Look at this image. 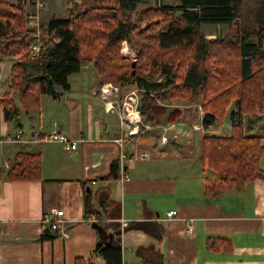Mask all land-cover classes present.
I'll list each match as a JSON object with an SVG mask.
<instances>
[{
  "label": "crops",
  "instance_id": "obj_1",
  "mask_svg": "<svg viewBox=\"0 0 264 264\" xmlns=\"http://www.w3.org/2000/svg\"><path fill=\"white\" fill-rule=\"evenodd\" d=\"M13 63L12 56L0 53V97L8 89ZM68 83V91L55 88L56 97L41 96L37 108L24 111L16 103V119L5 118L0 106V138H13L21 131L25 140L0 143V264H74L76 258L89 257L98 241L96 226L100 228L83 216L84 194L89 191L92 205L108 224L105 239L112 238V223L120 225L121 264H264V179L219 195L204 193L205 180L214 179L216 173L202 167L201 138L230 135L235 100L223 117L203 126L198 97L193 103L172 105L164 94L156 98L165 109L178 108L176 117L158 123L150 112H138L141 123L127 139L121 166L128 180H106L110 161L119 159L115 140L131 129L120 118L122 100L142 88L104 82L90 62L69 75ZM104 84L112 85L110 95L102 93ZM10 96L16 100L17 92ZM196 106L199 112L184 110ZM169 113L163 112L162 118ZM242 127L244 134L263 137L264 144V108L244 113ZM163 128L168 131L166 142L161 141ZM53 130L67 139H81L77 150L68 153L56 141H31L33 135ZM141 151L150 158L136 159ZM18 152L39 155L40 179L6 177L9 160ZM260 166L264 170V153ZM101 190H107L111 200L105 210L98 204ZM56 210L63 211L64 222L60 229L50 230L42 218L46 214L55 218ZM169 210H176L175 217H166ZM121 220L128 225L121 228ZM208 237L229 240L230 250L208 249ZM92 264L105 261L94 255Z\"/></svg>",
  "mask_w": 264,
  "mask_h": 264
},
{
  "label": "trees",
  "instance_id": "obj_2",
  "mask_svg": "<svg viewBox=\"0 0 264 264\" xmlns=\"http://www.w3.org/2000/svg\"><path fill=\"white\" fill-rule=\"evenodd\" d=\"M93 1L94 4L76 11L80 0H73L66 17H42L40 47L34 51L36 39L27 27L23 0H0V53L14 58L8 89L0 97L3 116L16 119V103L24 111L37 108L41 96L58 95L56 87L68 91L69 75L79 72L84 62H90L104 82L142 88L139 112H150L158 123L172 121L175 112H179L157 103L162 89L170 91L171 101L193 103L198 97L203 126L223 117L235 100L230 135L201 138L202 167L216 173L214 179L205 180L204 193L219 195L228 188H241L264 179L260 166L263 137L244 134L242 127L244 113L261 112L264 107V0H179L177 5L136 11L134 19L126 10H133L141 0H112V6L104 4L108 0ZM143 23L146 27L141 29ZM204 23L233 26L234 39H207L201 30ZM123 42L134 58L123 54ZM133 61L135 72L131 75ZM152 68L159 69L162 82L145 79ZM12 91L17 92L16 100L10 96ZM163 112L170 115L164 119ZM122 170L125 171L124 167ZM120 173L117 158L110 161L103 179H118ZM6 177L12 181L40 179L39 155L16 153L9 160ZM109 197L107 190L99 191L98 204L104 210L111 202ZM83 216H93L101 231L89 257L76 258L74 264H92L94 255H101L105 264H121L120 225L111 224L112 238L104 245L108 224L102 222L92 205L90 191L84 194ZM138 226L144 228L145 224ZM206 247L230 250L231 243L225 238L208 237Z\"/></svg>",
  "mask_w": 264,
  "mask_h": 264
},
{
  "label": "built area",
  "instance_id": "obj_3",
  "mask_svg": "<svg viewBox=\"0 0 264 264\" xmlns=\"http://www.w3.org/2000/svg\"><path fill=\"white\" fill-rule=\"evenodd\" d=\"M24 2V7L26 5H29L32 7V10H27L25 7L26 11V17H27V27L30 30V35L35 38L36 42L32 45V50L38 51L40 45H39V34H40V22L42 17L39 14V10L44 7V2L42 0H23ZM112 85H103L101 87V91L105 95H109L112 93L111 89ZM117 88H113L112 90H116ZM141 92H144V90H140ZM122 109L123 112L121 113V121L126 122L131 125V129L126 132L125 136L116 139L115 142L120 148V154H119V162L120 166L124 165V161L126 160V155H125V147H128V137H130L133 134V129L137 127L139 123H141V118L138 116L139 112V97L136 95L135 91H131L128 94H126L122 100ZM135 114L134 116H132ZM146 128H149V126H146ZM196 128V127H194ZM168 131L167 128H163V133L161 136V141L166 142L168 137ZM173 138L176 137V135L172 136ZM22 142L25 141L22 137L21 131H19L17 134L14 135L13 138L5 137V138H0V143L1 142ZM31 141H37V142H49V141H56L60 142L63 145V148L66 152L72 153L75 152L78 148L79 142L81 139H67L64 136H62L58 131L53 130L51 131L50 134L40 136V135H33L31 137ZM136 159H149L150 155L147 151H141L137 156H135ZM120 179L128 180V175L124 172H121L120 174ZM95 183V182H93ZM176 210H169L166 212V217L167 218H173L176 215ZM63 216V211L62 210H56L55 212V218H51L48 214L44 215L42 218V223L44 225H47V227L50 230H58L62 227V224L64 222V219L62 218ZM91 222H96V219L93 216H90L88 218ZM128 224L126 221L121 220V228L126 227Z\"/></svg>",
  "mask_w": 264,
  "mask_h": 264
},
{
  "label": "rangeland",
  "instance_id": "obj_4",
  "mask_svg": "<svg viewBox=\"0 0 264 264\" xmlns=\"http://www.w3.org/2000/svg\"><path fill=\"white\" fill-rule=\"evenodd\" d=\"M42 1L44 2V7L39 10V14L41 17L50 16V15H53L56 17H66L68 15V12H69L68 8L71 7V4H72L71 2L73 0H70V1L69 0H42ZM94 3L95 2L93 0H80V6L76 9V11H82L85 7L92 5ZM178 3H179V0H141V2L138 3L133 10H126V13L130 14L132 16V19H134V12H136V11H140L142 9L149 8V7H157V6L163 5V4L164 5L165 4L166 5H177ZM104 4L107 6H112L113 1L108 0V1L104 2ZM25 7L27 8V10H32V7L29 5H26ZM245 9H247V8H245ZM246 17H248V16H246ZM249 19H250V16H249ZM246 20H247V18H246ZM240 22L243 23V20L241 19ZM145 27H146L145 23L140 25L141 29L145 28ZM201 30L207 39L216 38L218 36H221V37L222 36H228L229 38L234 39V33H235L234 27L228 26L225 23H204L201 26ZM123 54L126 56H129L130 58L135 57L134 53L128 47L126 42H123ZM263 67H264V65H263ZM144 77L149 82H162L164 80L163 75L160 73L158 68L150 69L145 74ZM134 88H135V86H134ZM134 91H135L136 95L138 97H140L142 92L137 91V90H134ZM164 92L165 93H162V94H165L166 98L168 97V99L170 100V95H169L170 91L165 90ZM171 102H175V101L170 100L169 103L171 104ZM172 108H174V107L171 106V109ZM176 109H178V108H176ZM184 110H186V112H199V109L197 106H196V109L194 108V109H184Z\"/></svg>",
  "mask_w": 264,
  "mask_h": 264
},
{
  "label": "water",
  "instance_id": "obj_5",
  "mask_svg": "<svg viewBox=\"0 0 264 264\" xmlns=\"http://www.w3.org/2000/svg\"><path fill=\"white\" fill-rule=\"evenodd\" d=\"M131 65H132V68H133V69H132V72H131V75H133L134 72H135V70H134V68H135V62L133 61ZM96 228H97L99 231H101V229H100L98 226H96ZM104 238H105V237H104ZM109 243H110V241H108V240L105 239L104 245H108Z\"/></svg>",
  "mask_w": 264,
  "mask_h": 264
}]
</instances>
